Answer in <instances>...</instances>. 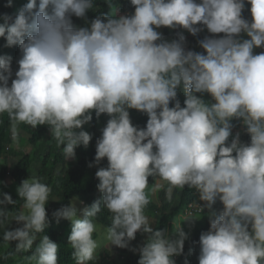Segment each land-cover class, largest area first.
<instances>
[{
    "label": "clouds",
    "instance_id": "obj_1",
    "mask_svg": "<svg viewBox=\"0 0 264 264\" xmlns=\"http://www.w3.org/2000/svg\"><path fill=\"white\" fill-rule=\"evenodd\" d=\"M106 2L112 14L84 27L74 26L72 17L87 22L94 0H28L0 23L5 47L21 53L15 78L12 57L0 55V114H8L14 131L17 123L48 125L69 160L92 139L83 130L92 112L110 117L96 141L95 164L108 161L95 173L101 199L83 209V218L74 202L53 213L57 222L71 221L75 264L95 258L101 206L111 213L110 245L128 248L137 232L146 233L138 264H176L173 257L184 253L189 238L182 224L191 228L200 217L182 213L171 235L154 229L145 208L149 193L164 187L160 181L169 201L174 189L187 186L199 193L201 212L207 210L199 264H264V52L254 53L264 48V0H247L251 21L242 15L245 0H130L134 12L125 15ZM162 26L194 36L206 28L213 35L198 41L205 52H197L186 48L183 32L165 39L157 31ZM181 86L184 106L177 98ZM130 109L147 114L146 127L133 124ZM234 120L250 142L233 135ZM149 177L155 178L151 188ZM17 192L23 204L14 214L8 205L17 200L0 193V225L22 222L3 233L5 242L17 241L19 253L33 249L49 224L51 188L31 176ZM27 259L58 264V244L43 235Z\"/></svg>",
    "mask_w": 264,
    "mask_h": 264
},
{
    "label": "trees",
    "instance_id": "obj_2",
    "mask_svg": "<svg viewBox=\"0 0 264 264\" xmlns=\"http://www.w3.org/2000/svg\"><path fill=\"white\" fill-rule=\"evenodd\" d=\"M28 2V0H13L12 7H6L7 0H0V23H3L2 16L7 13L14 17L18 10ZM246 7L242 15L251 21V5L245 0ZM113 6L116 8V15L131 14L134 12V6L130 4V0H113ZM113 9L107 4L106 0H94V9L87 12V22L81 17H72L73 25L78 27L88 26L90 21L101 14H112ZM163 33L165 39L171 41L176 39L178 32H183L186 37V48L195 50L197 52H205L200 47L198 41L205 36L213 35L204 28L203 31L197 35H192L183 28L171 29L162 26L157 29ZM222 36L223 34H216ZM243 38H249L246 34H241ZM5 39L0 37V55H9L12 57L13 78H15V71L18 70V59L20 58V51L18 46L5 47ZM264 52V48H255L254 53L258 54ZM11 83V81H9ZM178 99L181 105L184 106L186 98L183 87H179ZM199 95V94H198ZM204 99L211 100L209 94H204ZM174 106V101L170 104ZM130 117L134 125L144 128L148 120L146 113L130 109ZM93 119L91 122L83 126V130L88 131L92 139L87 147L80 145L76 149V161L74 165L69 164L63 154L62 146L58 145L52 137L48 125H38L32 127L26 123H17L15 131L13 130V122L10 120L7 113L0 114V193H9L14 200H17L15 205H8L9 212L14 214L22 207L23 201L18 196L17 187L24 179L31 178L32 168L34 163H41L38 170V175L41 182L45 183L51 188L49 201L46 204V211L49 218V224L44 232L37 234V240L43 235H48L49 238L58 244V264H75L72 258V247L68 240L71 233V224L66 219H60L57 222L53 213L64 205L72 203L74 198L80 197L82 202L88 208L100 200L102 194L97 188L99 180L95 173L99 167H107L108 161L105 158L99 165L95 164L96 141L102 135V129L110 118L107 114H101L99 118L96 117L95 111L92 112ZM233 135L241 133L242 142H250V135L243 131V125L234 120ZM80 129H77L79 131ZM18 133L22 143L29 142L34 146L31 153L24 150H18L14 147V134ZM26 134L29 135L27 138ZM92 166H89V165ZM8 178L11 181L8 182ZM155 183L154 177H149V188ZM167 184V183H166ZM166 188L163 187L157 192V197L153 198L154 193H149L150 203L145 208V215L149 214L151 218H156L153 225L154 229H167V234L171 235L174 231L172 221L180 216L185 208L194 201L199 200V193L187 186L183 189H175L172 200L166 198ZM179 191V192H177ZM59 197L57 203H53L55 197ZM2 198V197H0ZM215 208L222 209L223 205L218 200ZM111 213L101 206L100 212L95 218L101 223H109ZM148 216V215H147ZM11 216L9 217V220ZM13 224V226H10ZM10 226V227H9ZM21 223H17L14 219L8 223L5 221L4 225H0V264H16L20 256H31L34 251L16 252L15 245L17 241L5 242L3 240V233L5 228L7 230H14L21 227ZM210 228L209 220L207 224L199 228L191 238L185 241L184 253L174 256L173 259L176 264H185V259L189 264H199V238L202 232ZM142 232H137L136 239L131 241L128 248H120L117 255H111L108 251L102 253V264H138L140 259ZM148 235V234H147ZM96 235L93 234L95 239ZM136 249V251H133ZM191 250V251H190ZM89 264H97V262L90 261Z\"/></svg>",
    "mask_w": 264,
    "mask_h": 264
},
{
    "label": "rangeland",
    "instance_id": "obj_3",
    "mask_svg": "<svg viewBox=\"0 0 264 264\" xmlns=\"http://www.w3.org/2000/svg\"><path fill=\"white\" fill-rule=\"evenodd\" d=\"M13 72H14V70H13ZM26 136H27V138L29 137L28 134H26ZM14 147L16 149H18V150H24L27 153H31L34 150V146L32 144H30L29 142L22 143V140L20 139L18 133H16V132L14 134ZM75 161H76V159H69V164L70 165H74ZM40 166H41L40 162L34 163L33 168H32V175L31 176H36L37 177L38 170H39ZM9 181H11L10 178H8V182ZM160 182L165 187H167L166 182H164V181H160ZM158 191H156V193H154V197H157V192ZM177 192H179V191H177ZM173 193H176L175 189L173 190ZM59 199L60 198L56 196L53 203L54 204L57 203L59 201ZM73 202L75 203L76 207L79 210L78 211V215L80 216V218H83V216H84L83 209L86 208L87 206L84 205V203L82 202L80 197L74 198ZM147 215H148L150 224H154L155 221H156V218L154 217V219H153V218H151L149 216V214H147ZM193 216L194 217H200V218H198V219H196L194 221L193 226L191 228H189L187 222H184L182 224V226L184 227V230L189 233V238H191L193 236V234L199 228L204 227L207 224V221L209 220L208 219V215H207V210H205L204 213H198V214L193 215ZM68 221L71 224V221L70 220H68ZM95 223H96L97 227H96V231L93 234L96 235L95 239L97 240L98 246H97V249H96V251L94 253V257H95L94 261L97 262V264H102V253L105 252V251H108L111 255L115 256V255H117V253L119 251V247H117L115 245H110V242L107 241V239H106V229H107V227L111 226L112 221L109 222V223H105L104 224V223H101V222H99V221H97L95 219ZM10 226H13V224H11ZM146 239H147V234L143 233L141 235V246L146 242ZM38 243H39V240L34 241L33 249H31L29 251H33L34 248H35V245L38 244ZM27 258H28V256H20L18 258V261H17L16 264H29V261H28ZM32 264H35V262H32Z\"/></svg>",
    "mask_w": 264,
    "mask_h": 264
},
{
    "label": "built area",
    "instance_id": "obj_4",
    "mask_svg": "<svg viewBox=\"0 0 264 264\" xmlns=\"http://www.w3.org/2000/svg\"><path fill=\"white\" fill-rule=\"evenodd\" d=\"M203 203V202H200ZM190 212L192 215H196L198 213H202L199 208V200L191 202L183 211V213Z\"/></svg>",
    "mask_w": 264,
    "mask_h": 264
},
{
    "label": "crops",
    "instance_id": "obj_5",
    "mask_svg": "<svg viewBox=\"0 0 264 264\" xmlns=\"http://www.w3.org/2000/svg\"><path fill=\"white\" fill-rule=\"evenodd\" d=\"M156 193V192H155ZM153 198H156V197H154V194H153Z\"/></svg>",
    "mask_w": 264,
    "mask_h": 264
}]
</instances>
